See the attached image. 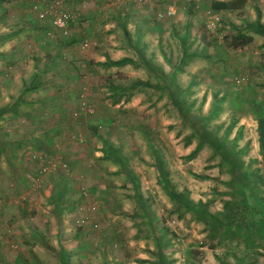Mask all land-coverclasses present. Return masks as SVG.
Instances as JSON below:
<instances>
[{"label":"rangeland","instance_id":"374dc122","mask_svg":"<svg viewBox=\"0 0 264 264\" xmlns=\"http://www.w3.org/2000/svg\"><path fill=\"white\" fill-rule=\"evenodd\" d=\"M116 1L95 0L85 9L80 0L77 3L64 0L69 9L75 8L73 11L79 14L76 25L92 27V30L83 38L73 33V28L70 37H60L55 32L50 38L45 33L48 24L36 19L35 13L29 9V0H0V90L4 87L20 91L23 87L21 81L14 83L11 75L20 73L26 76L34 68V63L35 68H44L48 59L42 60L43 57L57 46L61 47L58 50L61 59L58 58L55 64L57 70L74 75V78L54 86H51L52 82H46L43 87L45 94L59 90V99L65 97L60 90L74 92L68 101L59 100L61 105H68L69 114L65 115L72 129L66 126L57 135L56 143L42 146L46 161L58 164L52 170L55 175L49 179L58 185L50 197L44 199L42 207L45 208L38 210L32 206L31 210H24V217H9L6 223L0 224V264H126L131 260L152 264L161 256L165 264H175V260H179V264H264V219L254 231V226L249 223L252 220L250 212L242 207V200L247 204L246 198L250 194L238 178L240 169L231 172L228 159L222 158L224 151L214 148L211 143L214 135L222 136L221 122L231 121L237 115L235 112L232 115L231 111L225 114L217 111L232 106L230 98L213 106L220 97L219 93L214 94L219 83L211 74L230 78L233 85L225 86L224 90L230 95L231 87L236 88L237 95L231 97L235 100L233 104L250 108L254 96L243 94L244 87L235 86L234 81L248 78L249 66L255 58L242 61L240 57L245 55L229 48V45L238 43L239 38L224 27L225 23L215 29L199 27L201 32L198 33L209 41L204 45L197 37L193 38L195 31L189 30L183 37L184 17L176 15L172 31L175 37L169 30L156 34L154 40L156 43L157 35H160L161 50L154 51L153 56L161 54L165 61L169 57L175 67L176 84L183 89L182 96H172L180 98L181 105L178 106L167 93H163V81L149 80L151 66L144 69L142 64L136 65L134 59L138 58L139 51L134 42L138 34L133 32V24L139 20L138 14H132L130 21L133 23L129 30L124 28L127 24L117 27L110 17L116 10H143L148 2L119 4ZM204 6L200 10L202 14L191 20L194 27L204 21L205 11L211 8L209 3ZM97 7L98 13L88 15L87 12ZM150 17L148 21L157 23L159 20L157 14ZM111 22L114 25H110ZM125 37L130 47L125 46ZM146 39L151 47V35ZM85 42L87 46L83 47ZM125 53L129 54L131 61L121 65L104 66L95 61L98 56H104L105 60H121ZM192 55L199 57L192 60L194 65H189ZM64 56L67 58L63 59ZM74 56L77 58L73 59ZM79 60H84V65L78 63ZM258 72L264 77V68L255 71ZM139 76L148 80L143 81V86ZM157 83L159 89L152 90V85ZM208 90H211L212 99L207 97ZM15 97L5 100L0 96V107L13 103ZM29 100V96L20 98L14 103L15 107L23 110L28 107L25 102ZM83 100L93 112L74 119L72 110H76ZM51 103L49 100L43 104L41 112V108L36 109L38 124L47 125L53 121L55 114L47 107ZM46 109L48 113L45 115ZM255 111L257 118L263 120V105L258 103ZM99 117H102L100 121ZM201 118L206 120V125ZM27 125L19 118L8 125L0 123V143L24 135ZM203 126L212 136L199 144L200 131L195 130ZM37 140L41 139L37 137ZM229 142L221 141L229 150L239 152L245 141ZM25 146L19 148L20 161L26 156ZM197 146L199 150L191 158L189 154ZM243 148V153L250 152L249 141ZM97 153L102 155L97 157ZM249 160H242L241 169L246 174L249 170L250 177L254 174L252 194L260 197V209H264V178L251 172L254 169L259 172L263 162ZM163 173L174 190L188 192L194 202H208V210L225 213L221 218L233 222V227L220 236L210 232L203 222L166 194L161 184ZM246 188H249L248 184ZM41 189L42 186L36 188ZM38 191V194L42 193ZM28 197L20 199L21 202L31 204ZM123 200L131 205L126 206ZM226 201L230 204L225 212ZM21 202L16 204L22 206L24 203ZM91 204L96 206L94 211L89 209ZM123 206L127 209L124 210ZM81 218H86V223L80 224ZM246 219L250 229L246 227Z\"/></svg>","mask_w":264,"mask_h":264},{"label":"crops","instance_id":"0c3cea01","mask_svg":"<svg viewBox=\"0 0 264 264\" xmlns=\"http://www.w3.org/2000/svg\"><path fill=\"white\" fill-rule=\"evenodd\" d=\"M71 1L77 3L79 0H71ZM92 1L93 3L95 2V0ZM92 1L80 0L82 6L85 9H88V3ZM144 1L148 3L146 6H144L143 10H136L135 8H133L132 10L128 9L127 11L124 12H120L116 10L114 12V16L112 15L110 17L114 19L115 23H117V27H121V25L123 26L124 24H127V27H124L126 30L128 29V27H130L129 25L133 23L130 21L132 14H138L139 20H137L136 24H133L134 25L133 32L135 31L138 34L137 37H135L134 45L139 51V55L138 58H135L134 60L136 61L137 66L142 64L144 69L145 68L147 69L148 66H151L152 73L149 72V80L154 81L155 79H157L163 81L164 82L162 84V88L164 89L163 93H167L170 96L171 100L174 101V97L172 96H182L183 89L179 88L176 84L177 72L175 67L172 66V62L169 60V57L168 60L165 61V57H163V55L161 54L159 55L156 54V57L153 56L154 51L161 50L160 35H157L156 43L154 40L156 37L155 35L165 30H169V33H172L171 36L175 37L174 33L172 32L173 26H175L173 22V18L177 15L178 18L184 17L183 37H185L186 35L184 34L185 32H189V30H192L195 31L194 32L195 34L193 35L194 39L197 37L199 43L208 45L209 43L208 39L204 35H200V33H198L201 32L199 28L200 26L202 27V29L208 30L206 26L203 24V20L199 24L198 23L195 24L196 25L195 27L193 26V24H191V20L195 16L197 17L198 14L200 13L202 14L203 11L202 12L200 11L202 10L201 7L204 9L205 8L204 5H207L209 3V6L211 4V8L208 9L213 10L217 15L220 16V18L223 17L222 22L220 21L221 23L220 26L225 23L224 27L228 28L229 32H233L236 35V37L239 38V42L229 45V48L235 51L236 50L241 51L242 52L241 55L246 56V57L245 56L240 57L242 61L246 60V58H255V61L251 62L249 66L250 73L248 78L247 77L238 78L236 79V81H234V83L235 86L240 87L241 89L242 87H244L243 88L244 92H242L243 94L246 93L249 96L251 95L254 96L253 101L256 102L257 104L259 103V105H263V111H264V77H260L261 75L259 72L257 74L255 73V71H259L262 70V68H264V45H263L264 37L256 33L254 31V26H253V23L257 19V10H259L260 12V21L264 23V0H221L224 1L228 6L227 8L224 9H213L212 2H214L215 0L212 1L211 0H144ZM62 3L64 7L69 9L68 5L64 2V0H62ZM116 3L125 4L128 2L120 3L116 1ZM169 5H172L175 8L176 13L174 16L165 17L164 20H158L157 23L148 21V19L151 18L150 16L152 14H157L158 12L161 11L164 12ZM74 9H70V10H74ZM98 12L99 11L97 7V9L92 8V10L87 13L88 15H94ZM45 24H48L49 26V27L45 26L46 28L45 33H47L52 29V26H50V23L48 21H45ZM110 25H114V23L111 22ZM90 30H92V27H87L83 25L81 26L76 25L73 27V33H77V36H80L81 38H83V35H87ZM55 31H57L56 34L60 36L58 30ZM149 35H151V39L153 40V42L150 43L151 47H149V41L148 39H146V37ZM242 35H249L252 37V40L250 42L243 43L242 38L239 37ZM41 43H45V42L41 41ZM125 46L130 47L127 45L126 37H125ZM49 48L50 47H48V49ZM55 48L56 50H48L47 55L43 57L42 60L48 59L44 68L42 69L35 68L36 64L34 63L33 65L34 68L29 70L26 76L21 75L20 73H16V74L14 73L11 75V78L13 79L14 83H18L19 81H21L23 87L21 88L20 91L14 92L13 90L10 89L7 90L3 86H2L3 88H1L0 90V96L5 100L6 99L11 100V98H13L16 95V97L13 100V103L7 104L4 107H0L1 125L3 123L5 125H8L12 123L13 119H17V118H19L21 123H26V122L28 123V125L25 127V130L27 132L24 130V135H21L18 139H13L7 142L1 141L0 143L1 145L3 144L2 147H0V219H1L0 224L6 223L9 217H16V218L20 216L24 217L25 215L23 214L24 210L25 209L31 210L32 206H35V209L38 210L40 207L45 208V206L42 207V203L44 202V199H46V197H50L51 193H53V189L58 185L57 183L50 182L49 180L50 178H53L52 176L55 175V173H53L52 170H55L58 167V164L56 162H52L50 160L51 167H49V170H47V172L45 173L39 172L40 166L46 164L45 162H49L46 161V159L42 154L44 153L42 151V146L48 147L49 144L56 143V139H59L57 135L60 134V132L64 128H67L66 126L68 127L70 126L69 121L65 115L66 113L69 114V112L66 109L68 105L67 104L61 105V102L59 100L64 102L68 101L69 97H71L74 94V92L70 89H65L63 91L60 90V93L65 94V97H63L62 95V97L64 98L63 100V98L59 99V96H57L59 90H50L47 94H45V92L43 91V87L45 86L46 82H52L50 84L51 86H54L58 82H63L67 79L74 78L73 73L64 74V72L57 70V66L55 64L58 58L61 59L60 51L58 52V50H60L61 47L57 46ZM146 48H149V50ZM185 54H187V52ZM128 55L129 54L125 53L122 56V58H129ZM196 57H199V55L190 56L191 60L190 62H188L189 65L195 64L192 63L194 62L192 60H194V58ZM65 58L67 57L64 56L63 59ZM75 58L77 57L74 56L73 59ZM216 59L218 60L220 58L217 57ZM95 61H97V63L100 62V65L103 64L104 66H106L107 59L105 60L104 56H98L97 58H95ZM103 61L105 62L103 63ZM80 62H83L82 65H84V60H79L78 63ZM149 63H151V65H149ZM52 68H54V70ZM190 71L193 72V70L191 69ZM192 76L193 75H191V77ZM211 76L215 81H218L219 83V85L216 86L215 88L214 94L217 95V93H219L218 96L220 97L218 101L213 102V106H216L215 104L220 101L224 102L226 98H230V102L232 103V106H226L225 109L219 108L217 111L219 113L220 111L221 112L224 111L223 114L231 111L232 115L234 114V112L237 113V115L234 118H232L231 121L223 120L221 122L219 128H221L222 136L219 137V139L221 138L220 139L221 141L226 140V142L227 140H229L230 141L229 143L233 142L234 140L235 142L238 141L240 142L242 140L245 141L239 147V152H231L232 156L234 158L239 157L241 160L250 159V160H256L257 162L260 161L263 162L264 154L260 152V147H259V135H258L259 119L257 118L256 116L257 112L255 111L257 109V104L253 102L250 108L249 106L247 108L237 107L236 103L233 104L234 99L232 100L231 98L237 95L238 92L236 88L234 86L231 87L232 89L229 90L230 95L226 92V90H224L225 86H229V87L231 86L232 83L230 81V78H228L227 76L221 77L222 75L219 74H211ZM139 79L142 81L141 82L142 86L144 85L143 81L145 80L148 81L147 78L145 77L139 76ZM189 83L191 82L189 81ZM159 85H160L159 83L152 85L153 86L151 87L152 90H154V88L158 90L160 87ZM25 86L29 88L28 91L25 89L26 88ZM205 91L206 89L203 90V93ZM211 94H212L211 90H208L207 97H210V99H212ZM25 96H29L30 99L29 101L25 102V104H27L28 107H26L23 110H19L17 107H15L14 103L18 101L20 98L23 99ZM49 100L50 102L52 101V103L49 106L47 105V107L50 113L55 114L53 121L51 120L50 123H48L47 125H45L43 122L38 124V122H36V118H37L36 109L41 108L39 109V111L42 110L41 106H43V104L46 105V102H48ZM244 105H248V104L245 103ZM76 110H78V107ZM76 110H72V117L74 119H80L83 118L82 116H86L83 115L84 113H79V115H75L74 113L77 112ZM45 111H46L45 112L46 115L48 113L47 109ZM211 113H209V115H211ZM101 119L102 117H99L98 121H100ZM263 121H264V117H263ZM70 128L72 129L71 126ZM211 136L212 134L208 133L207 136L200 138V143H202V141H204L205 138L207 137L210 138ZM37 137H39L41 140L40 141L37 140ZM49 139H52V141H50ZM248 141L251 149L250 152L247 154V153H243V151H245L243 147L248 144ZM25 144H26L25 149H27L26 156L22 158V161H20L21 149L19 148H21ZM100 155H102V153H97V157ZM222 158H225V156H223ZM34 159H36L38 162L35 161ZM34 162L38 164H35ZM258 165H262V164L258 163ZM237 173L243 174L245 172L244 169H240ZM259 174L264 178V162H263V166L259 170ZM99 176L101 175L99 174ZM247 176L249 177L250 175L247 174ZM39 178L42 180V184H41L42 189L38 191L35 188V183L36 180ZM126 178L129 179L128 174L126 175ZM71 185L72 182L70 186ZM103 185L99 184V186L101 187H103ZM36 191L38 192L42 191V193L38 194ZM248 192L249 194L250 193L252 194L251 189L248 190ZM19 193H21V195H19ZM251 194L248 195L249 198L251 197ZM252 195L253 196L249 201V207H250L249 212L252 220L249 222L250 224L260 227L261 224L263 223L262 220L264 219L263 216L264 209H260L257 206H255L257 204L254 205L255 201H253L252 198H257V196L254 195V193ZM262 195L264 197V193H262ZM27 196H29L28 201L32 200V203L28 205L24 202H21L20 200V199H27ZM18 202L24 204L22 206H19L16 204ZM123 202L126 206L131 205V203H128V201L126 200H123ZM122 208L124 210L127 209L124 206ZM16 218L14 219L15 222L17 220ZM144 257L145 259H149V257L147 256ZM173 257H175V255ZM152 260L153 259H151V261ZM174 262L175 264H179L180 261L175 260ZM126 264H151V263L149 261H146L144 263H138L134 260H131Z\"/></svg>","mask_w":264,"mask_h":264},{"label":"trees","instance_id":"16d2710c","mask_svg":"<svg viewBox=\"0 0 264 264\" xmlns=\"http://www.w3.org/2000/svg\"><path fill=\"white\" fill-rule=\"evenodd\" d=\"M227 7L228 6H227V4L224 1L215 0L214 2H212V8L213 9H224V8H227ZM253 26H254V31L264 37V23H262L260 21V12H259V10H257V19L253 23ZM239 37L242 38L243 43L250 42L252 40V37L249 36V35H242V36H239ZM263 45H264V41H263ZM128 61H131V60L129 58H123V59L117 60V61H113V60L107 59L106 66H108V65H121V64H123L125 62H128ZM32 87H34V86H32ZM25 89L27 91L29 90L28 87H26ZM174 102L178 106L181 105L180 98H175L174 97ZM2 109H4V108H2ZM201 121H202V123H204L206 125V120L205 119L202 120V118H201ZM200 125H202V124H200ZM199 129L195 130V131H200V133L198 134V136L200 138H202L204 136H207L208 133H211L209 130L206 129L205 126L199 128ZM258 135H259L260 152L262 154H264V121L261 120V119H259V121H258ZM211 143H212V145H214V148L222 149L224 151L223 156H225V158L228 159V161H229V169L231 170V172H232V170H235V169L238 170V169L242 168V166H241L242 160L239 157L234 158L232 156V154H231V152H234V151L229 150L227 145L221 143V141H220V139L218 137H216L214 135V137L212 138ZM199 144H200V142H199ZM198 150H199V147L197 146L189 154V156L191 158L194 157L197 154ZM263 162H264V160H263ZM251 172L257 173V176L260 175V174H258L259 172H257V170L256 171H251ZM247 174L250 175L249 171H248ZM247 174L246 173L238 174V176H239L238 178H239V180L241 181L243 187L246 190H250V189L252 190V186L254 187V184L251 182V180L254 179V174H251L252 175L251 177L249 176L250 180H249V177L247 176ZM161 175H162L161 176V184H162V187L165 190L166 194L172 200L177 201L178 204L180 205V207H183L186 211L191 212L193 214V216L198 221L203 222L210 229V232H214L216 234V236H220L221 234H223V232H225V231L227 232L230 227H233V222H228V220L225 222L222 219L223 217L221 218V216H223L225 213L216 214V213L210 212L208 210V204H209L208 202H203L202 200L194 202L189 197L188 192H180V191L174 190V188H172L170 186V184L168 183V179H167V176H166L165 173H163ZM247 184L249 185V188H246ZM252 196L253 195H251V197ZM251 197L249 198L247 196V198H246L247 204L245 203L244 200H242V207L250 210L249 201H250ZM252 200L255 201L254 205L257 204L255 206L260 208V202H262L260 197L252 198ZM229 204H230L229 201L224 202L223 210H225V212L228 210L227 208L229 207ZM231 204H233V202H231ZM239 204H241V203H239ZM245 223H246L247 229H250V227H249V223L250 222L248 223V220L246 219ZM253 226H254L253 230L255 231L258 227L255 226V225H253ZM102 264H105V263H102ZM153 264H165L163 256L159 257L156 260V262H153Z\"/></svg>","mask_w":264,"mask_h":264},{"label":"built area","instance_id":"2783aa9c","mask_svg":"<svg viewBox=\"0 0 264 264\" xmlns=\"http://www.w3.org/2000/svg\"><path fill=\"white\" fill-rule=\"evenodd\" d=\"M30 1V10L35 13L36 19L41 22L48 21L52 29L48 31L46 34L48 37L53 38L55 36V30H58L62 37H70L72 28L76 25L79 15L77 12L67 9L63 6L62 0H29ZM120 3H125L128 0H117ZM131 1H143L144 0H131ZM176 13L175 8L172 5H169L164 12H158L157 18L159 20L174 16ZM221 18L217 15L213 10L208 9L205 12V19L203 24L207 29H215L220 25ZM87 43L83 44V47H86ZM84 101V100H83ZM75 115H79V113H92L93 108L86 103V101L79 103L78 110H76ZM46 164L41 165L39 168L40 173H45L51 167V163L45 162ZM42 184V180L39 178L36 180L35 188H39ZM86 194V192H85ZM89 209L94 211L96 206L91 204ZM80 224L86 223V218H81L79 220ZM95 225V224H94Z\"/></svg>","mask_w":264,"mask_h":264}]
</instances>
